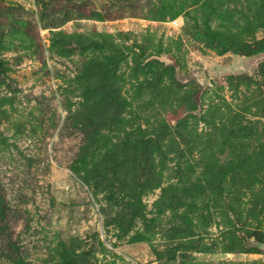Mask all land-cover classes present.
<instances>
[{
  "label": "rangeland",
  "instance_id": "obj_1",
  "mask_svg": "<svg viewBox=\"0 0 264 264\" xmlns=\"http://www.w3.org/2000/svg\"><path fill=\"white\" fill-rule=\"evenodd\" d=\"M0 264H264V0H0Z\"/></svg>",
  "mask_w": 264,
  "mask_h": 264
},
{
  "label": "built area",
  "instance_id": "obj_2",
  "mask_svg": "<svg viewBox=\"0 0 264 264\" xmlns=\"http://www.w3.org/2000/svg\"><path fill=\"white\" fill-rule=\"evenodd\" d=\"M170 25L172 26V27H179L181 24H182V21H181V18L179 17V18H174V19H172V20H170Z\"/></svg>",
  "mask_w": 264,
  "mask_h": 264
},
{
  "label": "trees",
  "instance_id": "obj_3",
  "mask_svg": "<svg viewBox=\"0 0 264 264\" xmlns=\"http://www.w3.org/2000/svg\"><path fill=\"white\" fill-rule=\"evenodd\" d=\"M195 23H196V25L198 24V20H197V17H195ZM261 51V50H260ZM260 51H258V52H260ZM257 52V53H258Z\"/></svg>",
  "mask_w": 264,
  "mask_h": 264
}]
</instances>
